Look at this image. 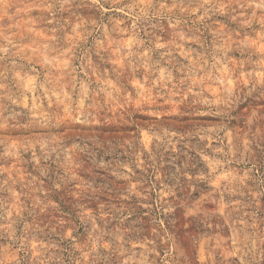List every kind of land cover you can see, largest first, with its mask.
Wrapping results in <instances>:
<instances>
[{"label":"rangeland","instance_id":"rangeland-1","mask_svg":"<svg viewBox=\"0 0 264 264\" xmlns=\"http://www.w3.org/2000/svg\"><path fill=\"white\" fill-rule=\"evenodd\" d=\"M0 264H264V0H0Z\"/></svg>","mask_w":264,"mask_h":264}]
</instances>
